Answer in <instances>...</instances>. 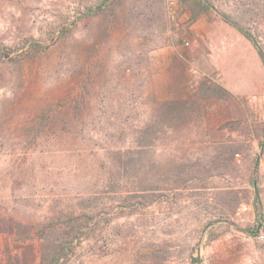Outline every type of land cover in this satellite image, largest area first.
<instances>
[{"label":"rangeland","instance_id":"obj_1","mask_svg":"<svg viewBox=\"0 0 264 264\" xmlns=\"http://www.w3.org/2000/svg\"><path fill=\"white\" fill-rule=\"evenodd\" d=\"M95 2L0 0V44L22 54L0 63V220L20 231L0 233V264L31 263L39 222L100 197L122 212L120 195L131 213L67 264H264V65L222 20L232 7L192 20L182 0H121L113 16L89 13ZM204 82L231 95L200 97Z\"/></svg>","mask_w":264,"mask_h":264},{"label":"trees","instance_id":"obj_2","mask_svg":"<svg viewBox=\"0 0 264 264\" xmlns=\"http://www.w3.org/2000/svg\"><path fill=\"white\" fill-rule=\"evenodd\" d=\"M187 8L193 11L192 20H196L198 16L210 10L211 8L218 9V5L215 0H182ZM121 0H96L94 5L88 8L89 13L104 14L106 16H113L116 14ZM227 6L232 8L229 10H218L222 20L230 26L238 29L256 48L262 63L264 65V35L259 30L261 24V17H264V0H227ZM87 12V13H88ZM79 18L72 20L68 25H59L55 36H50L44 41H40L35 38L27 40V45L24 46V53L27 56H34L40 52H46L54 47L61 39L69 36L75 27L78 25ZM22 55L17 52V49L11 45L0 44V63L17 60ZM200 97L206 98H225L230 96V92L224 89L220 85L212 84L207 85L206 82L199 87ZM176 108V111L182 110L179 103L172 106V109ZM174 112V111H173ZM48 118L46 116L40 117L37 121V125ZM260 145L264 144L263 139L259 140ZM133 168L135 171L140 169L137 162L134 163ZM138 191H142L143 188H138ZM133 195L135 197V203L143 205L144 196ZM129 197V196H128ZM126 195H120L117 198L116 209H121L122 212L110 210L109 203L104 197H98L100 200L95 202L96 210L92 213H82L77 216L75 214H60L54 217V222L51 224L39 222V224L32 229H28L30 235L34 229L38 234V239L41 242L38 252L35 254L31 263H27L26 256L21 257L17 255L15 260L9 259L6 264H67L78 247L86 240L98 237L103 232L105 225H107L113 215H128L133 209L132 205L128 202ZM255 199H260V193L255 191ZM129 209V210H128ZM3 223L5 228L0 227V233H8L10 236L18 237L20 234L19 223L5 224L0 220V224Z\"/></svg>","mask_w":264,"mask_h":264}]
</instances>
